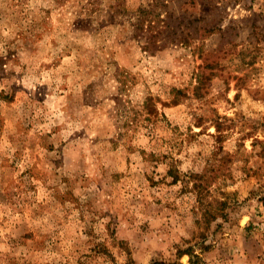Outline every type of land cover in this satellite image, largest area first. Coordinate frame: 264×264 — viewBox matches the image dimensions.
<instances>
[{
	"label": "rangeland",
	"instance_id": "obj_1",
	"mask_svg": "<svg viewBox=\"0 0 264 264\" xmlns=\"http://www.w3.org/2000/svg\"><path fill=\"white\" fill-rule=\"evenodd\" d=\"M0 264H264V0H0Z\"/></svg>",
	"mask_w": 264,
	"mask_h": 264
},
{
	"label": "trees",
	"instance_id": "obj_2",
	"mask_svg": "<svg viewBox=\"0 0 264 264\" xmlns=\"http://www.w3.org/2000/svg\"><path fill=\"white\" fill-rule=\"evenodd\" d=\"M190 250H187V252L185 251V252H182V254H185V253H189V254H191V252H189Z\"/></svg>",
	"mask_w": 264,
	"mask_h": 264
}]
</instances>
